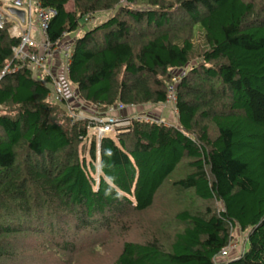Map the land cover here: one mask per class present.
I'll return each mask as SVG.
<instances>
[{"label":"trees","instance_id":"obj_1","mask_svg":"<svg viewBox=\"0 0 264 264\" xmlns=\"http://www.w3.org/2000/svg\"><path fill=\"white\" fill-rule=\"evenodd\" d=\"M41 2L57 11L48 27L54 46L83 20L111 12L71 43L64 85L86 109L166 103L173 71L184 70L194 57L198 26L206 48L178 76V127L133 120L98 140L90 136L88 120H72L64 104L50 100L49 78L15 60L13 22L0 29V72L21 65L0 80V264H24L30 238L45 241L33 250L71 252L78 232H126V218L146 214L161 197L181 194L202 206L164 214L146 241H124L112 264H216L235 228L246 233L249 248L244 241L241 254L223 264H264L261 4ZM86 148L88 156H82Z\"/></svg>","mask_w":264,"mask_h":264},{"label":"rangeland","instance_id":"obj_2","mask_svg":"<svg viewBox=\"0 0 264 264\" xmlns=\"http://www.w3.org/2000/svg\"><path fill=\"white\" fill-rule=\"evenodd\" d=\"M11 1L12 0H4V5L6 7H9L11 5ZM255 1L257 4H261L258 5V8L264 9L263 6L264 0H255ZM72 6L73 4L70 3L67 5V8L71 9ZM110 14L111 12L104 11L97 13L95 17L92 20H89L87 23H85V21L83 20L82 23L84 24V26L81 27L78 31L73 32L71 34V37L75 38L83 34V32L87 31L88 29L98 25L99 23L107 19L110 16ZM186 32H187L186 29L181 31V33L183 34H185ZM9 33L11 34V32ZM193 42H194L195 51H194V57L190 62V66H188L184 70L173 71V77H174L173 82H175L176 84L178 83L177 81H179L176 78H179L178 76H182L186 70H188L191 66L195 65L196 62L200 59L199 56L203 53V51L206 48L204 35L201 32L199 26L197 27L196 34L194 35L193 38ZM65 47H67V45H65ZM61 49L59 50L61 51ZM55 67H56V63L54 62L53 68L56 71ZM58 76L64 82L65 76H60L59 74ZM71 88L73 89L75 88V86ZM129 108L131 107H128V109ZM133 108L134 111L125 109L126 111L123 110L125 111L124 113L122 110H121L122 113H120V111L114 113L119 117H123V116H130L135 111L139 113L146 112L153 119L152 122L156 120L158 121L164 120L166 124H168L169 126L171 125L177 127L179 126L176 104L171 102V100L169 103H161L155 106L147 105L144 106L143 108H137L136 106H134ZM97 112L105 113L107 111L99 110ZM100 138L101 137L99 136L98 140ZM86 144L88 145V142ZM81 153L82 156L84 154L88 156L87 148L82 149ZM215 204H216L215 206H217L218 209H222L221 203L218 202ZM200 206H202V202L195 200L194 198L191 197L190 194H181L179 198H166L165 196L161 197L160 199H158V201H156L155 206L146 214L131 215L128 218H126L127 223L130 225L128 231L126 232L124 229H121L119 231L118 229H116L115 231L112 230L109 232H103V231L96 232L94 230H88V232L90 233H86V235H83V232H78V234H76L78 238L76 241V249L71 252L64 250L61 251L60 249L56 251L55 248L52 247L48 251L44 249L38 251L33 250L34 244L45 243V241L44 238L41 237L30 238L28 252H26V255L24 256L27 260L25 261L24 259V264H112L118 257L124 241L127 240L146 241L150 233L152 231L155 232L156 230L155 225L164 216V214L169 213L170 216H172L175 211L177 212L180 209L197 208ZM157 218L158 220H156ZM160 222L163 223V220H161ZM117 226L115 228H119V227L122 228V226L119 225ZM232 234H234L233 239L239 241L241 244L240 246L243 247V243L246 239V233H242V231L239 228H235L234 230H232ZM244 244H245V249L249 248L248 241H245ZM232 253H235V251H233Z\"/></svg>","mask_w":264,"mask_h":264},{"label":"built area","instance_id":"obj_3","mask_svg":"<svg viewBox=\"0 0 264 264\" xmlns=\"http://www.w3.org/2000/svg\"><path fill=\"white\" fill-rule=\"evenodd\" d=\"M10 8L23 11L24 19L22 20L16 14H12ZM56 14V9L44 7L41 0H12L9 7L4 5V0H0V29H3L9 21L13 22V37L19 39L18 45L13 48L15 60L20 62L21 65L29 66L38 78L50 79V100L56 104H64L67 116L72 120H88L91 136L103 137L116 134L119 129L128 127L133 120L152 121L153 119L146 112H136L130 116L119 117L114 112L128 109V106L124 105L111 107L105 113L97 112L94 109H86L81 102L76 101L78 100L76 97L67 95L64 82L53 68L55 54L62 47H59L60 43L54 46L48 37L49 24ZM66 36L67 33L63 37ZM61 52L63 55V74L66 76L72 55L71 47L67 46L61 49ZM21 65L13 68L11 64L6 65L0 72V80L6 72L17 70ZM176 79L179 80V78ZM169 92L170 95L166 103H169L171 100V102L176 104L177 93L175 82L170 85ZM133 107L131 106V108ZM156 121L169 126L164 120ZM240 245L239 241L232 239L221 250L218 256L215 257L216 264H223L224 260L233 255V251L238 255L239 253L241 254L243 247ZM237 254L235 256H238Z\"/></svg>","mask_w":264,"mask_h":264},{"label":"crops","instance_id":"obj_4","mask_svg":"<svg viewBox=\"0 0 264 264\" xmlns=\"http://www.w3.org/2000/svg\"><path fill=\"white\" fill-rule=\"evenodd\" d=\"M70 4V3H69ZM73 7V6H72ZM72 9V8H71ZM9 32H11V36H13V25L9 28ZM72 34V33H71ZM71 34H67L66 37H64V39L60 42V45L59 47L61 46L62 48L65 47L64 45H67V46H70L71 47V43L73 42V40H75V38L71 37ZM62 52L60 50H57L56 54H55V63H56V72L60 75V76H64V69H63V59H62ZM66 77V76H65ZM144 106H140V107H137V108H143ZM127 110H133L134 111V108H129ZM126 111V110H125ZM123 111V113L125 112ZM122 113V111L120 112ZM136 113V111L134 112ZM132 113V114H134Z\"/></svg>","mask_w":264,"mask_h":264},{"label":"water","instance_id":"obj_5","mask_svg":"<svg viewBox=\"0 0 264 264\" xmlns=\"http://www.w3.org/2000/svg\"><path fill=\"white\" fill-rule=\"evenodd\" d=\"M10 12L12 14H16L17 16H19L22 20L24 19V13H23V11L18 10L16 8H10Z\"/></svg>","mask_w":264,"mask_h":264}]
</instances>
